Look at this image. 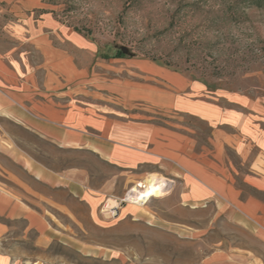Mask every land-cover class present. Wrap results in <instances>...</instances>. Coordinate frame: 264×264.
<instances>
[{
	"label": "rangeland",
	"instance_id": "1",
	"mask_svg": "<svg viewBox=\"0 0 264 264\" xmlns=\"http://www.w3.org/2000/svg\"><path fill=\"white\" fill-rule=\"evenodd\" d=\"M18 1L0 0L2 43H26L19 35L17 41L12 38L16 21L31 12L18 8ZM42 1L58 22L52 41L68 48L78 70L88 77V102L95 105L98 96L106 114L121 112L125 118L136 111L143 117L144 109L152 108L144 96L165 88L163 70L182 73L215 91H255L264 85V0ZM69 32L79 35L87 48L71 44ZM121 46L132 55L120 54ZM189 122L207 134L206 124ZM26 138V150L34 158L68 171L98 194V224L84 205H76L81 221L72 222L73 241L40 247L29 235L24 241L7 242L6 248L24 258L17 264H264V244L232 225L227 213L182 204L176 176L142 166L136 171L141 180L135 183L128 168L113 164L95 148ZM152 174L164 179L162 194L141 203L123 200ZM108 200L116 206L114 215Z\"/></svg>",
	"mask_w": 264,
	"mask_h": 264
},
{
	"label": "crops",
	"instance_id": "2",
	"mask_svg": "<svg viewBox=\"0 0 264 264\" xmlns=\"http://www.w3.org/2000/svg\"><path fill=\"white\" fill-rule=\"evenodd\" d=\"M18 2L31 12L16 21L12 38L26 43L0 41V264L24 259L5 245L29 235L40 247L73 241L72 222L81 221L76 205L98 224V194L34 158L27 135L60 147L95 148L128 168L135 183L142 175L138 167L156 166L180 180L182 204L223 211L264 244V85L215 91L163 70L165 88L144 96L152 108L143 117L132 108L125 118L106 114L98 96L95 105L88 102V77L68 48L52 41L58 22L43 1ZM69 33L71 44L87 48ZM157 111L161 118L152 115ZM189 119L206 124L207 134Z\"/></svg>",
	"mask_w": 264,
	"mask_h": 264
},
{
	"label": "bare ground",
	"instance_id": "3",
	"mask_svg": "<svg viewBox=\"0 0 264 264\" xmlns=\"http://www.w3.org/2000/svg\"><path fill=\"white\" fill-rule=\"evenodd\" d=\"M165 187L166 185L164 179L152 174L146 178L145 182H139L135 187L131 188L123 200L141 203L150 196H157L162 194ZM111 201L112 200L107 201V208L110 207L108 210L110 211V213H112V215H114V208L116 206L115 204L110 205Z\"/></svg>",
	"mask_w": 264,
	"mask_h": 264
},
{
	"label": "water",
	"instance_id": "4",
	"mask_svg": "<svg viewBox=\"0 0 264 264\" xmlns=\"http://www.w3.org/2000/svg\"><path fill=\"white\" fill-rule=\"evenodd\" d=\"M119 50L126 55H132V53L124 46L119 47Z\"/></svg>",
	"mask_w": 264,
	"mask_h": 264
},
{
	"label": "trees",
	"instance_id": "5",
	"mask_svg": "<svg viewBox=\"0 0 264 264\" xmlns=\"http://www.w3.org/2000/svg\"><path fill=\"white\" fill-rule=\"evenodd\" d=\"M118 52L120 53V54H124V53H122L119 49H118ZM125 55V54H124Z\"/></svg>",
	"mask_w": 264,
	"mask_h": 264
}]
</instances>
